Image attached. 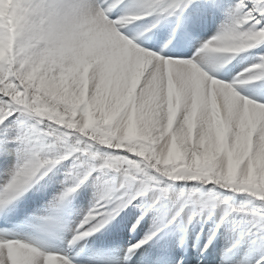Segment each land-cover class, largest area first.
Instances as JSON below:
<instances>
[{"label": "bare ground", "instance_id": "bare-ground-1", "mask_svg": "<svg viewBox=\"0 0 264 264\" xmlns=\"http://www.w3.org/2000/svg\"><path fill=\"white\" fill-rule=\"evenodd\" d=\"M91 1L0 0V166L7 163L18 169L8 178L9 190L38 177L28 192L49 202L46 196L60 177L47 182L38 174L49 165H72L76 175L84 171L82 176H94L87 178L75 198L71 192L78 183L70 177L74 181L54 194L50 204L69 215L73 224L79 222L83 234L89 235L88 250L102 248L106 254L117 251L120 243L123 253L132 247L127 257L146 264H169L177 247L181 263L198 258L208 264H249L256 255L255 264L264 263V199L240 196L243 201L230 204L215 197L229 191L240 195V190L227 187L232 181L249 183L264 194V107L240 95L252 91L256 97L246 93L249 98L264 100L263 61L244 63L248 58H243L238 73L246 77L228 81L221 77L238 65V56L264 50V0H134L140 14L169 4L168 24L180 18L183 29L192 35L222 24L216 30L219 41L205 46L191 61L153 55L117 37L90 14L85 3ZM227 4L233 8L230 16H235L230 19L220 15ZM132 37L139 42L136 35ZM48 50L51 54L54 50V60L42 54ZM18 94H23V103H18ZM30 94L37 95V103ZM16 107L21 111H14ZM31 112L40 117L51 113L58 120L38 116L34 121L36 114ZM21 131L25 138L19 140L20 146L4 139ZM38 143L36 154H45L52 161L48 166L38 164L43 162L34 154ZM129 145L137 146L148 156L147 166L159 167V172L186 155L187 161L206 166L213 153H219L211 167L218 183L210 180L206 186L162 176L170 186L157 182L163 189L145 190L139 181L127 178L140 176L142 168L136 164L127 168L113 155L127 151ZM97 154L104 156L95 158ZM151 158L161 166L150 165ZM93 159L102 160L103 180L94 173L99 168H89ZM89 200L93 203L82 208ZM147 211L160 213L159 218L145 216ZM104 217L107 224L100 229ZM165 222L177 226L170 233L161 232ZM144 224L153 227L151 236L164 238L160 244L148 248V236L140 229ZM176 228H185V235L196 243L189 246ZM99 242L108 246L100 247ZM83 244L77 247L84 248ZM160 256H167L166 260ZM18 263L66 264L58 257L48 258L43 250L38 255L0 248V264Z\"/></svg>", "mask_w": 264, "mask_h": 264}, {"label": "rangeland", "instance_id": "rangeland-1", "mask_svg": "<svg viewBox=\"0 0 264 264\" xmlns=\"http://www.w3.org/2000/svg\"><path fill=\"white\" fill-rule=\"evenodd\" d=\"M48 55H51V54H48ZM31 96V101H33L34 103L38 101V97L36 94H30ZM22 96H20V94H18V103H23L22 101ZM27 99V98H26ZM42 114H45L44 116H41L38 114V116L41 118V119H51V120H54V121H57L58 118L57 117H53L51 115V113H48L46 114L45 112H43ZM41 122V121H40ZM110 142H113L110 141ZM130 148L126 151H123V152H113V155L114 156H118L119 160L121 161V163H123L127 168H131L133 165H138L140 166L142 169H141V175L138 176V175H135L133 177H127L129 179H133V180H137L139 181L141 184H142V187L146 190L154 187V190L155 191H159V189H163L161 187H159L157 182H166L164 184H168L167 186H170V183H168L167 181H164L162 179V176L164 177H168L170 180L172 179H183V180H194V181H198L199 183L200 182H204V183H207L205 184L206 186H208V182L210 180L212 181H215L213 178H215L217 180V178L213 175V170L211 169L213 163L215 160L218 159V157H220L219 153H213V155L211 157L212 160H210V162L206 165V166H203V163H201L202 167H204V169H202V167H198L197 165H195L193 162L189 161L190 164H188V161L186 160L189 155H186L183 160H181L180 162H176L174 164H171L169 166H164V171H158L157 169H160L159 167H148L147 164L148 162H146V155H144V153L140 152V151H137V146H131L129 145ZM217 154V155H216ZM103 155V154H102ZM101 154H97V156L95 158H98V157H101L102 156ZM216 155V156H215ZM104 156V155H103ZM218 156V157H217ZM250 156V154H249ZM244 157V156H243ZM108 158V157H107ZM158 160H154L151 158V164L150 165H157V166H161V165H158L157 162ZM102 160L97 164L98 167H102L103 164H101ZM115 168V167H114ZM116 173V172H115ZM149 178L152 179V182H149ZM148 180V181H147ZM245 182V180H243ZM242 181V182H243ZM180 182V181H179ZM216 183H218L217 181H215ZM234 184L232 185H228L227 187L231 190L233 189H238L240 190L239 193H241L240 195H236V194H233V192L229 191V193L227 194H222V195H219V193L217 192V194L215 195L219 197V199H222V201H226V202H229L230 204H233V203H236V202H241L243 200L240 199V196H242L243 198H250V200H263L264 199V194H258L255 190H253L251 187L247 186V184L249 185V183H240V182H234L232 181ZM181 183V182H180ZM158 184V185H157ZM183 185H185V183H182ZM194 184V183H193ZM241 184V185H239ZM102 185V183H101ZM195 187H198L199 185L195 183ZM169 189V188H168ZM167 189V190H168ZM210 189V188H208ZM211 193V192H209ZM233 197V200H231V198ZM237 199H236V198ZM246 200V199H245ZM260 201V200H259ZM246 210L251 211V209L247 208L246 207ZM256 210H258V208H256ZM257 211H253V215L256 214ZM241 217V219H248V218H252V217H242V216H239ZM215 236H213L212 238V241L214 240ZM191 239V238H190ZM214 243V242H213ZM237 246L239 247L240 244L237 243ZM246 251V250H244ZM244 253V252H243ZM14 259V258H12ZM15 260V259H14ZM12 260H10L11 262ZM19 264V263H18Z\"/></svg>", "mask_w": 264, "mask_h": 264}]
</instances>
